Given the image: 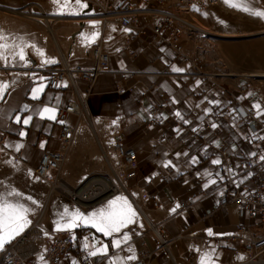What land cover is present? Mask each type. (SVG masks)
I'll use <instances>...</instances> for the list:
<instances>
[{
	"label": "crops",
	"instance_id": "0c3cea01",
	"mask_svg": "<svg viewBox=\"0 0 264 264\" xmlns=\"http://www.w3.org/2000/svg\"><path fill=\"white\" fill-rule=\"evenodd\" d=\"M81 3L87 7L81 8L76 0H59L58 3L53 0H0V7L24 11L10 12L0 8V35L7 37L6 40H0V44L10 45L3 50V56L7 59L0 58V84H8L3 99H0V195L13 203L32 209L28 218L32 221L41 215L44 225L53 230L54 221L61 219L65 208L70 212H81L62 193L50 192L48 182L34 173L40 156L58 147L60 122L57 114L56 121L34 116L31 124L23 128L13 122L15 112L12 110H18L24 104L42 108L51 98V104L48 106L55 107L58 112L69 100L77 95L83 96L89 85L87 81L74 75V88L67 81H63L62 84L66 82L67 85L64 88L46 87L41 99L31 100L28 93L34 85L30 74L35 73L37 79L40 76L45 77V69L59 64L62 59L71 66H89L91 62L87 57V49L101 37L102 47L109 54L110 70L98 73L94 79L87 95L85 113L76 125L71 148L60 174L68 184L77 185L92 172L110 173L111 166L118 163L113 153V145L117 135L121 133L123 145L133 147L136 151L135 175L123 181L125 190L118 195L81 213L87 215L96 212L106 208L109 201L124 196L138 213V219L136 223L130 224L113 237H105L90 226L62 230L75 236V239L60 264H70L73 259L76 261L80 250L87 255L82 247L85 238L90 245L95 241L101 242L97 244L98 247L102 244L108 245V256H96L99 264H108L109 257L115 256L122 258V264L131 262L123 258L130 255L127 251L129 246L134 247L136 255L138 254V245L131 240L133 234L145 235L148 246H154V240L147 231L146 220L137 205L142 206L145 216L168 236L177 233L185 235L188 231H194L204 234L208 239L199 252L191 245L194 241L186 237L178 239L171 255L158 254L152 264H190L186 260L189 250L197 251L199 264V257L212 251L210 246L215 247V254L219 257H213V264H221L227 257L229 247V243L221 237L232 231L238 221L236 210L233 205L224 209L218 208L205 221L200 220V213L218 200L215 188L220 179L215 173L219 171L220 165H212L211 160L219 157L224 162L220 155L221 149L230 153L238 150L243 154L253 150L254 143L245 142L248 136L245 122L238 116L233 119L231 109L234 108V102L231 101L229 93L210 87L201 77L192 74L190 62L179 58L174 49L158 37L149 31L127 36L115 24L106 25L101 34L100 21L95 17L92 8L84 0H81ZM93 33L98 34L94 39ZM21 47L26 59L31 62L27 66L19 59ZM37 49L42 50L44 55L41 56ZM260 55L261 62L258 66L253 64L249 67H239L238 71L255 70L264 73V53ZM48 58H54L57 63L42 64V61ZM173 65L185 71L173 72ZM124 77L126 78L123 79ZM196 81L201 82L199 86ZM229 81L232 84V93L233 84L244 82L240 75L230 78ZM44 83L47 84L46 80ZM131 84L135 85L134 89L117 90L119 86L125 88ZM234 93L238 99L245 98L239 99L244 108H252L257 102L261 104L262 97L256 89L248 90L245 94L237 90ZM249 93L253 95L248 96ZM173 97L179 103H172ZM205 97L209 100H220L221 106L214 108V114L200 121L198 118L204 115L203 109L209 105L203 103L199 108L196 105ZM152 106L156 108L159 116L163 114L167 117L162 120L161 127L149 123L147 111ZM177 110L191 123L185 125L179 120L174 115ZM65 121L74 124L76 116L68 114ZM113 121H116V124H113ZM212 122L217 123L219 127L213 129ZM233 124L236 126L233 127ZM194 127L198 130L193 131ZM177 128L181 130L179 134L174 131ZM19 130L27 132L23 140L17 134ZM160 130L165 132L163 137H159ZM262 134L264 129L259 136ZM215 141H219L218 147ZM19 142L25 147L17 152L14 145ZM41 142H45L43 148L40 147ZM204 149L207 151H203ZM184 152L189 153V156H198L199 162L190 165L187 163L189 157L181 155L179 159L176 158V153ZM166 159H171L182 174H178L171 167H163V161ZM9 161L11 163H8ZM205 170L213 173L211 178L217 179V184L203 187L208 179L203 175ZM12 190L21 195L8 196ZM192 191L198 193L193 205L184 211L177 209L175 213H171L170 209ZM29 196L38 201L39 206L28 200ZM144 200H156L159 205L157 208L152 204L144 205ZM63 222H66V218ZM208 229L212 230L213 236L207 235ZM124 232L131 235L130 241L118 249L113 248L112 239L122 237ZM215 237L220 239L215 240ZM41 256L39 252L35 254L39 263L44 261L40 259Z\"/></svg>",
	"mask_w": 264,
	"mask_h": 264
},
{
	"label": "built area",
	"instance_id": "2783aa9c",
	"mask_svg": "<svg viewBox=\"0 0 264 264\" xmlns=\"http://www.w3.org/2000/svg\"><path fill=\"white\" fill-rule=\"evenodd\" d=\"M84 1L92 8L95 17L100 21L101 34L108 24L117 25L127 36L151 32L173 48L179 58L190 62L192 74L201 77L210 87L229 93L231 101L234 102V108L244 110L242 115L239 113L235 115L245 122L248 128L245 142L254 143L252 152L257 155L253 157L249 155L251 152L243 154L237 150L235 153H230L226 149H221L220 155L224 158V163L220 165L219 172L224 179L220 180L215 188L218 200L201 211L200 220L205 221L218 208L224 209L228 205H233L238 221L232 231L221 237L229 243L227 257L221 264H264V162L259 159L260 155H264V140L253 139V133L259 136L264 129V118H257L254 109L244 108L234 93L237 90L245 94L248 90L256 89V84L249 78L251 75H240L246 78L238 85L233 84L232 93V84L229 79L237 75L218 55L213 53L214 47L210 41L209 32L199 24V14L214 6L218 0ZM194 5L199 8V11L194 10ZM87 57L91 62L89 66L81 64L71 66L62 59L59 64L45 69L49 89L64 88L63 81H67L74 88V75L87 81L89 87L83 96L77 95L58 109L57 119L64 122L60 123L57 135L58 147L44 152L34 168V173L48 182L50 192L62 193L81 212H87L125 190L123 181L132 178L136 172V151L133 147L123 145V136L120 133L113 145V153L118 163L111 166L110 173L92 172L77 185H70L61 177L62 165L71 148L76 125L85 113L87 95L90 93L94 79L98 73L110 70L109 54L102 47L101 37L88 47ZM56 84L61 86L55 87ZM126 88L134 89L135 85L131 84L125 88L119 86L117 90L122 91ZM261 105L264 107V97L261 99ZM147 113L149 123L161 127L162 120L154 118L160 117L156 108L150 107ZM68 114L76 116L74 124H68L65 121ZM164 135L165 132L160 130L159 137ZM1 148L2 139H0ZM237 165L239 167H236ZM225 168H233L236 174L230 175ZM249 173H251L250 176ZM241 180L243 183H240ZM197 196L198 193L192 191L178 202L180 204L178 210L184 211L193 205ZM143 204H152L154 208L159 205L156 200H144ZM137 207L146 220L147 231L154 240V246H148L145 235L133 234L131 240L138 245V259L128 264H152V260L158 254L171 255L176 241L184 237L194 241L191 245L199 250L207 243L208 239L204 234H197L194 231H188L185 235L177 233L168 236L163 229L145 216L142 206L137 205ZM218 238L220 239V237L214 239ZM73 241V235L70 233L46 227L41 215H38L20 236L0 251V264H60L70 251ZM37 252L43 256L42 263H38L35 258ZM197 255V251L189 250L186 260L190 264H197ZM240 256L244 259H238ZM76 262L77 264H99L96 257H88L81 250Z\"/></svg>",
	"mask_w": 264,
	"mask_h": 264
},
{
	"label": "snow or ice",
	"instance_id": "6c2138e0",
	"mask_svg": "<svg viewBox=\"0 0 264 264\" xmlns=\"http://www.w3.org/2000/svg\"><path fill=\"white\" fill-rule=\"evenodd\" d=\"M54 3H58L59 0H53ZM76 3L80 5L81 8L87 7L86 4H82L81 0H76ZM224 3L232 8H236L237 10L244 11L250 15H253L255 17L264 19V10H259L257 8H254L252 6L251 0H224ZM194 10L199 11V8H197L195 5L193 6ZM79 14V13H74ZM205 17H207L208 13H203ZM220 23H224L223 21H218ZM98 23V22H94ZM125 31H130L129 29H125ZM84 35L83 33L81 34ZM98 35L97 33L92 34V38L94 39L95 36ZM7 37L0 35V40H6ZM10 47L8 44H0V58L7 59L3 56V50ZM19 47V46H17ZM34 47V46H33ZM37 51L40 53L41 56L44 55L42 50L37 49ZM163 51V49L161 50ZM20 61L24 62V66H27L31 62L26 59V55L23 51V48H20V51L18 53ZM57 61L54 58H48L44 59L42 61V64H55ZM8 66L7 64L5 65ZM171 70L173 72L182 73L185 71L183 68H178L176 66H172ZM25 75H29L28 73H25ZM33 77V85L30 88V92L28 93V98L31 100H39L42 98L44 94L45 88L48 86L44 81L47 79L46 77L40 76L38 79L36 78V74L32 73L30 74ZM200 81H196V85H200ZM61 84H56L55 87H60ZM63 86H67L66 82L63 83ZM8 88L7 83L0 84V99H3V95L5 90ZM253 93H249L248 96H252ZM58 99V98H57ZM239 99H245L244 97H240ZM172 103H179V101L173 97ZM207 103L209 107L204 108L203 112L204 115L200 116L198 119L200 121H203L205 117L214 114L213 110L214 108H219L221 106L220 100H209L207 97L204 98L200 103L196 105L197 108L201 106V104ZM51 104V98H49L48 104L45 105L42 108H33L29 104L22 105L18 110H12L15 112V118L14 123L17 125H22L23 128H27L34 116H38L40 119H48L52 121H56V114L57 109L52 106H48ZM252 108L256 110V116L257 118H260L264 116V107L257 102L252 105ZM24 113H28L27 115H24ZM231 113L233 114V119H236L237 113L243 114V109H236L232 108ZM174 115L181 120L185 125H188L191 123L190 120L185 119L184 115L177 110ZM11 118V117H9ZM159 118L161 120L167 119L166 116L161 114L160 117H154ZM60 123H64L63 121H59ZM113 124H116V121H113ZM236 125L233 124V127ZM211 127L213 129H216L219 127V125L215 122H212ZM197 128H193V131H197ZM174 131L177 132V134L180 133V129H174ZM21 140L27 135V132L24 130H19L17 133ZM253 139H260L264 140V135L262 136H256L255 133H253ZM45 142H41L40 147H44ZM217 147L219 146V141H215ZM11 146V145H6ZM25 145L22 142L16 143L14 145L15 151L19 152L22 148H24ZM235 146L233 147V151H235ZM203 151H207V149H204ZM165 155H167L165 153ZM176 158L179 159L181 155L185 157H189L187 163L190 165H196L199 162L198 156H189V153H176ZM250 156H256L257 154L255 152L249 153ZM259 159L264 162V155H260ZM8 163H11L9 161ZM224 162L217 157L216 159L211 160L212 165H222ZM163 167L165 168H173L176 170L178 174H182L180 172V169L177 167L176 164L173 163L171 159H166L163 161ZM236 167H239L237 165ZM225 170L230 175H235V171L233 168H225ZM30 171V170H29ZM155 175V173L153 174ZM199 175V174H198ZM203 175L205 177H208L207 182L203 185L204 188H208L210 185L217 184V179L211 178L213 176V173L210 171L205 170ZM249 176L251 173L248 174ZM215 176L218 177L220 180H223L224 177L220 174L219 171L215 173ZM38 179V178H37ZM240 183H243V180L240 181ZM11 195H21L19 192H16L15 190H12L8 193V196ZM221 195L223 193L221 192ZM28 200H31L33 204H36L39 206V202L35 201L31 196L27 197ZM180 208V204L177 203L175 207L170 209L171 213H175L177 209ZM32 212V209L25 207L23 204L19 203H13L9 201L5 196L0 195V251L4 250L5 245L10 244L17 236H20L24 230L31 224V220L28 218V214ZM66 218V222L65 221ZM138 219V213L135 211V209L132 207V205L129 203L128 199L124 196H118L115 199L108 202V205L106 208H102L96 212H91L85 215L84 213L79 212L78 210L71 211L67 208L64 209V213L61 216L60 220L54 221L55 229L56 231H62V230H74L76 227L79 226H90L91 228H94L96 232L102 233L105 237H113L114 234H118L122 231V229L127 228L130 224L136 223ZM143 225L141 224L140 227ZM47 234V233H46ZM208 236H213L214 233L211 229L207 230ZM223 235V234H221ZM73 239H75V236H73ZM95 240V238H93ZM131 235L128 232H124L122 237L120 238H113L112 239V247L113 248H120L122 244H127L128 241H130ZM100 241H95L91 245L87 242V238H85V242L83 243L82 247L84 251L87 253L88 257H96V256H108V245L102 244V246H97V244H100ZM212 247L211 252H205L199 257V264H213V257L215 259H218V255L215 254V247ZM127 251L130 253L126 258H123L127 261H135L138 259L135 249L132 246H129ZM199 252V249H197ZM41 260H43V256L40 257ZM238 259L243 260L244 257L240 256ZM72 264H77V262L73 259ZM108 264H122V258L119 256L115 257H109Z\"/></svg>",
	"mask_w": 264,
	"mask_h": 264
},
{
	"label": "rangeland",
	"instance_id": "374dc122",
	"mask_svg": "<svg viewBox=\"0 0 264 264\" xmlns=\"http://www.w3.org/2000/svg\"><path fill=\"white\" fill-rule=\"evenodd\" d=\"M251 3L254 8L264 10V0H251ZM205 12L208 13L207 17L203 15ZM198 21L201 27L209 32L214 47L213 53L230 67L229 69L237 75L235 77L250 74L249 78L256 84L258 94L264 97V76L258 75L261 71H238L239 67L260 64V54L264 53V19L229 7L224 0H218L214 6L199 14ZM241 77L243 81L246 78Z\"/></svg>",
	"mask_w": 264,
	"mask_h": 264
},
{
	"label": "water",
	"instance_id": "95a60500",
	"mask_svg": "<svg viewBox=\"0 0 264 264\" xmlns=\"http://www.w3.org/2000/svg\"><path fill=\"white\" fill-rule=\"evenodd\" d=\"M0 8L4 9V10H6V11H10V12H18V11H16V10H12V9H8V8H4V7H0Z\"/></svg>",
	"mask_w": 264,
	"mask_h": 264
},
{
	"label": "bare ground",
	"instance_id": "6f19581e",
	"mask_svg": "<svg viewBox=\"0 0 264 264\" xmlns=\"http://www.w3.org/2000/svg\"><path fill=\"white\" fill-rule=\"evenodd\" d=\"M224 35H225V34H224ZM261 74H264V73H260V74H258V75L260 76Z\"/></svg>",
	"mask_w": 264,
	"mask_h": 264
}]
</instances>
